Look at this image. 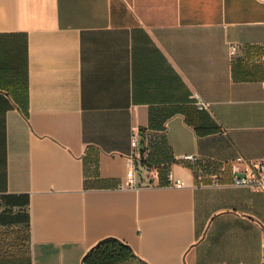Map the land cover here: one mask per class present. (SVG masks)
<instances>
[{
	"label": "crops",
	"instance_id": "0c3cea01",
	"mask_svg": "<svg viewBox=\"0 0 264 264\" xmlns=\"http://www.w3.org/2000/svg\"><path fill=\"white\" fill-rule=\"evenodd\" d=\"M238 155L264 156V0H0V200L26 202L30 264L110 237L117 264H264Z\"/></svg>",
	"mask_w": 264,
	"mask_h": 264
},
{
	"label": "built area",
	"instance_id": "2783aa9c",
	"mask_svg": "<svg viewBox=\"0 0 264 264\" xmlns=\"http://www.w3.org/2000/svg\"><path fill=\"white\" fill-rule=\"evenodd\" d=\"M236 49L235 44L232 45L231 51L234 52ZM194 102L199 109L209 108V103L200 98L198 93L194 94ZM148 136V133H147ZM140 133L134 131L131 137V144L133 146V153L128 157V169L125 178L121 182L123 187H137L142 184V181L138 179L137 161L136 158L142 156V152L139 147L140 143ZM180 158L184 160H189L195 162L197 160V155L193 153L182 154ZM244 163V173L242 175L238 174L240 171L239 164ZM233 170V183L236 185H247L254 189L261 190L264 193V156L255 160H249L242 155H238L235 162L232 164ZM169 178L175 186H182L184 180L182 178H177L174 175L173 170L169 171ZM260 225L264 231V218L260 221Z\"/></svg>",
	"mask_w": 264,
	"mask_h": 264
},
{
	"label": "trees",
	"instance_id": "16d2710c",
	"mask_svg": "<svg viewBox=\"0 0 264 264\" xmlns=\"http://www.w3.org/2000/svg\"><path fill=\"white\" fill-rule=\"evenodd\" d=\"M143 149V147H142ZM4 207L0 211V223L25 222L29 226V214L26 210V202L19 204L10 199L2 197ZM132 254L130 247L117 238H106L101 240L84 257V264H117L127 260Z\"/></svg>",
	"mask_w": 264,
	"mask_h": 264
},
{
	"label": "rangeland",
	"instance_id": "374dc122",
	"mask_svg": "<svg viewBox=\"0 0 264 264\" xmlns=\"http://www.w3.org/2000/svg\"><path fill=\"white\" fill-rule=\"evenodd\" d=\"M3 201L0 200V209ZM25 222L0 223V264H30L31 248Z\"/></svg>",
	"mask_w": 264,
	"mask_h": 264
}]
</instances>
